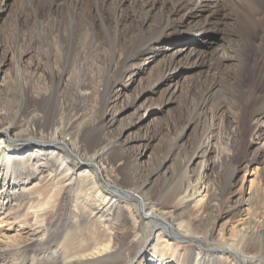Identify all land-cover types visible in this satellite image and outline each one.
<instances>
[{"label": "bare ground", "instance_id": "obj_1", "mask_svg": "<svg viewBox=\"0 0 264 264\" xmlns=\"http://www.w3.org/2000/svg\"><path fill=\"white\" fill-rule=\"evenodd\" d=\"M40 1L21 0V10H32L35 35L51 72L59 69L61 82L68 79L74 95L85 102L95 97L108 106L112 87L126 75L121 67L137 65L147 50L158 53L161 35L178 15L182 23L198 19L193 45L208 26L223 32L211 51L193 47L186 56L206 66L205 80L211 82L207 95L192 107L193 119L207 125L225 107L243 114L252 90L257 93L244 80L252 38L264 30V0H46L45 16ZM62 23L64 44L57 34ZM259 40L264 57V34ZM104 52L109 62L103 63ZM181 58L172 57L169 67L177 68ZM106 69H114L117 79ZM20 78L13 116L9 123L0 119V264H264V214L258 211L259 204L264 207V178L258 169L245 200L247 215L220 228L228 208L234 217L243 212L241 199L230 204L232 198H226L237 167L217 183L205 181L202 165L193 180L186 177L191 158L183 166L184 179L165 185L154 184L152 175L140 180L137 164L126 169L118 140L85 121L87 113L77 102L65 104L61 82L51 88L44 75L29 85ZM31 104L35 109L29 112ZM249 120L256 134L264 124V104ZM207 133L205 143L210 144ZM136 213L151 231L150 245L135 254ZM10 223L29 229L10 235Z\"/></svg>", "mask_w": 264, "mask_h": 264}, {"label": "rangeland", "instance_id": "obj_2", "mask_svg": "<svg viewBox=\"0 0 264 264\" xmlns=\"http://www.w3.org/2000/svg\"><path fill=\"white\" fill-rule=\"evenodd\" d=\"M20 2L0 1V119L7 123L20 100V75L25 77L27 85L40 81V75L46 77L51 88L56 82H61L60 70L55 69L54 74L51 72L45 59V49L35 35L32 10L22 11ZM40 6L45 16L47 1H40ZM83 13L80 11L79 15ZM180 16H177L176 24L161 35L158 42L161 49L158 53H154L156 49L147 50L136 61L137 65L126 63L121 67L126 75L112 87L108 106L102 105L95 97L86 102L76 97L68 79L61 82L59 92L65 104L77 102L83 107L82 111L87 113L85 121L96 124L107 138L118 140L126 155V169L130 170L137 164L142 172L138 177L140 180L152 175L154 184L165 185L169 181H178L183 177V168L191 158L186 177L190 176L193 180L198 177L202 165L205 181L217 183L226 179L232 167H237L238 176L232 182L226 198H232L233 203L230 204L241 199L243 212L234 217L228 208L222 214L219 227H229L232 222L247 215L248 205L245 200L257 169L262 175L261 179L264 178V124L261 123L258 132L253 134L249 122V114L264 104V57L261 55L262 49L258 48L264 30L260 29L252 38L255 43L245 74L244 86L254 85L257 89V93L252 90L254 97L249 108L243 114H236L225 107L217 113L214 122L208 120L206 125L204 121L193 119L191 112L194 104L207 95L211 82L205 79L209 74L205 65L200 67L193 61H187L186 56L193 47L211 51L219 44L223 32L208 26L202 32L205 35L193 45L192 40L197 38V34H193L192 29L199 27L198 19L182 23L178 20ZM57 34L64 44V23L57 29ZM48 39L51 42L52 38ZM178 54H182L181 62L173 69L168 64ZM102 59L103 63L109 62L106 52L102 54ZM113 63L115 66L116 62ZM113 71L106 69L105 73L114 81L117 76ZM100 85L97 87L100 88ZM212 103L210 101L208 107H212ZM34 109L35 104H31L28 111ZM208 125L209 134L206 132ZM183 132L184 136L179 140V134ZM206 133L211 136L210 144L205 143ZM200 146L202 149H199ZM16 189L19 191L20 187ZM261 203L264 204V200ZM13 205L15 207L17 202ZM258 211L264 214L262 204H259ZM136 214L140 226L136 230L139 236L135 242V254L150 245L151 231L150 223ZM12 217L21 219L14 215ZM16 225L7 224L10 235L29 229L27 225V228H17ZM52 254L53 251L49 255Z\"/></svg>", "mask_w": 264, "mask_h": 264}]
</instances>
